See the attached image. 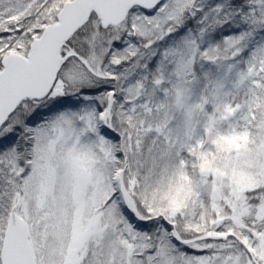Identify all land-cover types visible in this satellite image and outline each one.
I'll return each instance as SVG.
<instances>
[{"label": "snow or ice", "instance_id": "obj_1", "mask_svg": "<svg viewBox=\"0 0 264 264\" xmlns=\"http://www.w3.org/2000/svg\"><path fill=\"white\" fill-rule=\"evenodd\" d=\"M0 264H264V0H0Z\"/></svg>", "mask_w": 264, "mask_h": 264}]
</instances>
